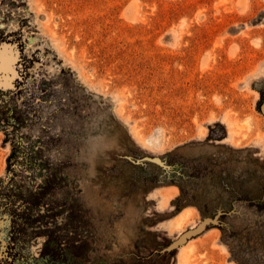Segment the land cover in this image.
<instances>
[{
  "label": "rangeland",
  "instance_id": "374dc122",
  "mask_svg": "<svg viewBox=\"0 0 264 264\" xmlns=\"http://www.w3.org/2000/svg\"><path fill=\"white\" fill-rule=\"evenodd\" d=\"M263 102L264 0H0V264H264Z\"/></svg>",
  "mask_w": 264,
  "mask_h": 264
},
{
  "label": "water",
  "instance_id": "95a60500",
  "mask_svg": "<svg viewBox=\"0 0 264 264\" xmlns=\"http://www.w3.org/2000/svg\"><path fill=\"white\" fill-rule=\"evenodd\" d=\"M260 111L261 113L264 115V102L260 107ZM224 214H229L226 212H222V211H217V214L213 217H205L203 218L194 228L192 229H187L186 231H184L183 233H181L175 240L170 242V245L167 247V249H175L177 248L179 245H181L182 243H184L185 241H187V239L197 235L198 233H200L205 227L210 226V225H214V224H219V216L224 215Z\"/></svg>",
  "mask_w": 264,
  "mask_h": 264
},
{
  "label": "crops",
  "instance_id": "0c3cea01",
  "mask_svg": "<svg viewBox=\"0 0 264 264\" xmlns=\"http://www.w3.org/2000/svg\"><path fill=\"white\" fill-rule=\"evenodd\" d=\"M151 192H152V191H150L149 193H151ZM181 209H182V208H181ZM178 211H179V210H177V212H178ZM217 211H218V210H217ZM217 211H216L215 214H214L213 216H211L210 218H213V217L217 214ZM219 211H222V210H219ZM177 212H176V213H177ZM222 212H224V211H222ZM231 212H233V211L231 210L230 212H226V213H229V214H230ZM219 217H220V216H219ZM203 218H205V217H203ZM203 218H202V219H203ZM202 219H201V220H202ZM201 220H200V221H201ZM200 221H199V222H200ZM199 222H198V223H199ZM214 225H218V224H214ZM218 226H219V225H218ZM207 228H208V226L205 227L200 233H202L203 231H205ZM186 230H187V229H186ZM186 230H185V231H186ZM200 233H198V234H200ZM198 234H197V235H198ZM179 235H180V234H179ZM179 235H178V236H179ZM178 236H176L173 240H175ZM195 236H196V235H195ZM193 237H194V236H193ZM189 239H190V238H189ZM173 240H172V241H173Z\"/></svg>",
  "mask_w": 264,
  "mask_h": 264
},
{
  "label": "bare ground",
  "instance_id": "6f19581e",
  "mask_svg": "<svg viewBox=\"0 0 264 264\" xmlns=\"http://www.w3.org/2000/svg\"><path fill=\"white\" fill-rule=\"evenodd\" d=\"M195 226H196V225H195ZM192 228H194V226H193Z\"/></svg>",
  "mask_w": 264,
  "mask_h": 264
}]
</instances>
